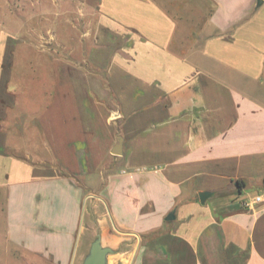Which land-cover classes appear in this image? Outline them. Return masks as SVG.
Returning <instances> with one entry per match:
<instances>
[{"label":"crops","instance_id":"crops-1","mask_svg":"<svg viewBox=\"0 0 264 264\" xmlns=\"http://www.w3.org/2000/svg\"><path fill=\"white\" fill-rule=\"evenodd\" d=\"M83 5L18 114L0 28L3 264H83L96 238L106 264H264V0Z\"/></svg>","mask_w":264,"mask_h":264},{"label":"rangeland","instance_id":"rangeland-1","mask_svg":"<svg viewBox=\"0 0 264 264\" xmlns=\"http://www.w3.org/2000/svg\"><path fill=\"white\" fill-rule=\"evenodd\" d=\"M1 3L9 9L14 8L15 14L14 20L2 23L0 28L13 35L16 88L13 95L15 92V112L18 114L21 113L25 91L26 98L32 101L37 98L40 83H51L48 74L45 80L43 74L39 75L42 67H50L46 55L39 51L43 49L46 54L55 52L64 61H71V53L74 49L77 52V47L80 49L77 38L88 28L92 30L94 18L84 7L83 0H0ZM88 21L91 27L87 25ZM51 36H56L57 40L54 42ZM4 261L6 257L0 252V264Z\"/></svg>","mask_w":264,"mask_h":264},{"label":"water","instance_id":"water-1","mask_svg":"<svg viewBox=\"0 0 264 264\" xmlns=\"http://www.w3.org/2000/svg\"><path fill=\"white\" fill-rule=\"evenodd\" d=\"M121 148H122V139L118 138V143L114 146L111 150V154L115 156L121 155ZM209 196L208 193H200L199 200L201 203H204L205 199ZM172 219V216L167 218ZM112 251L108 248L101 247L100 240L96 238L94 242L91 244L89 252L87 256L84 258L83 264H106L107 256Z\"/></svg>","mask_w":264,"mask_h":264},{"label":"built area","instance_id":"built-area-1","mask_svg":"<svg viewBox=\"0 0 264 264\" xmlns=\"http://www.w3.org/2000/svg\"><path fill=\"white\" fill-rule=\"evenodd\" d=\"M264 201V197L262 195H257L252 198L251 201L245 203L246 208H252L254 205L260 204Z\"/></svg>","mask_w":264,"mask_h":264},{"label":"trees","instance_id":"trees-1","mask_svg":"<svg viewBox=\"0 0 264 264\" xmlns=\"http://www.w3.org/2000/svg\"><path fill=\"white\" fill-rule=\"evenodd\" d=\"M238 184H239V182H238Z\"/></svg>","mask_w":264,"mask_h":264}]
</instances>
